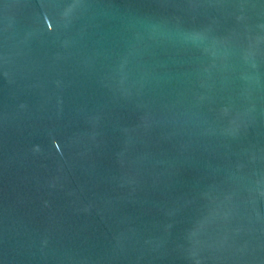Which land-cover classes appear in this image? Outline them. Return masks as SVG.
Masks as SVG:
<instances>
[{
  "label": "water",
  "instance_id": "95a60500",
  "mask_svg": "<svg viewBox=\"0 0 264 264\" xmlns=\"http://www.w3.org/2000/svg\"><path fill=\"white\" fill-rule=\"evenodd\" d=\"M0 264H264V0H0Z\"/></svg>",
  "mask_w": 264,
  "mask_h": 264
}]
</instances>
